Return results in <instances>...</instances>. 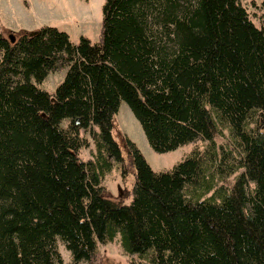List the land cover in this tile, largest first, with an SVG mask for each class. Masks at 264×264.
<instances>
[{
	"label": "trees",
	"instance_id": "16d2710c",
	"mask_svg": "<svg viewBox=\"0 0 264 264\" xmlns=\"http://www.w3.org/2000/svg\"><path fill=\"white\" fill-rule=\"evenodd\" d=\"M36 30L0 32V264H56L58 238L98 264L116 237L132 264H264V17L242 0H105L99 41ZM122 100L156 151L205 142L157 171L128 138L129 204L103 183L126 169Z\"/></svg>",
	"mask_w": 264,
	"mask_h": 264
},
{
	"label": "rangeland",
	"instance_id": "374dc122",
	"mask_svg": "<svg viewBox=\"0 0 264 264\" xmlns=\"http://www.w3.org/2000/svg\"><path fill=\"white\" fill-rule=\"evenodd\" d=\"M247 6L253 19L259 24L264 17L262 0H242ZM105 0H0V32L9 36L10 32L16 35L37 29L43 25H54L66 30L73 41L77 42L81 35L89 36L93 41H99L103 25V6ZM1 56V54H0ZM67 67L51 71L43 82L38 83L51 92L64 79ZM113 134L122 148L124 158L122 167L120 162L115 163L108 172L103 183L106 186V195L110 198L129 204L133 198V186L136 179V168L132 161L131 148L128 138L133 140L144 153L152 167L157 170L171 169L183 160L195 147L205 142L191 141L169 151H156L149 143L143 127L126 100L121 101L120 108L114 115ZM67 125V120L62 122ZM218 141L225 138L217 136ZM94 144L83 148L81 156L84 159L93 157ZM236 174L229 177L234 180ZM57 248L62 260L56 264H89L87 260L74 261L71 251L61 238L57 239ZM101 256L98 264H132L144 261L137 253L124 250L119 237L108 243H100Z\"/></svg>",
	"mask_w": 264,
	"mask_h": 264
},
{
	"label": "water",
	"instance_id": "95a60500",
	"mask_svg": "<svg viewBox=\"0 0 264 264\" xmlns=\"http://www.w3.org/2000/svg\"><path fill=\"white\" fill-rule=\"evenodd\" d=\"M26 32H28L29 34H34L37 32V30L36 29L27 30ZM9 37L11 38L12 42H14L16 40V34L13 31L9 33Z\"/></svg>",
	"mask_w": 264,
	"mask_h": 264
},
{
	"label": "crops",
	"instance_id": "0c3cea01",
	"mask_svg": "<svg viewBox=\"0 0 264 264\" xmlns=\"http://www.w3.org/2000/svg\"><path fill=\"white\" fill-rule=\"evenodd\" d=\"M26 30H32V29H26Z\"/></svg>",
	"mask_w": 264,
	"mask_h": 264
}]
</instances>
